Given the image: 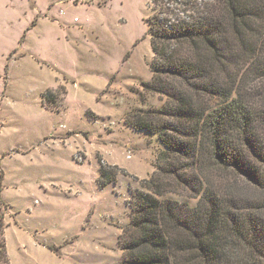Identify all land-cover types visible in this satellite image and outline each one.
Returning a JSON list of instances; mask_svg holds the SVG:
<instances>
[{"label": "rangeland", "instance_id": "rangeland-1", "mask_svg": "<svg viewBox=\"0 0 264 264\" xmlns=\"http://www.w3.org/2000/svg\"><path fill=\"white\" fill-rule=\"evenodd\" d=\"M150 3L0 0V196L11 264L123 262L131 193L145 190L163 150L156 134L124 122L162 105L143 86ZM101 163L121 170L104 185Z\"/></svg>", "mask_w": 264, "mask_h": 264}, {"label": "trees", "instance_id": "trees-1", "mask_svg": "<svg viewBox=\"0 0 264 264\" xmlns=\"http://www.w3.org/2000/svg\"><path fill=\"white\" fill-rule=\"evenodd\" d=\"M150 9L143 86L162 105L124 122L156 134L163 150L145 190L131 193L121 264H264V0H151ZM118 171L101 163L103 185ZM2 181L0 168V195ZM6 209L0 196V264H11Z\"/></svg>", "mask_w": 264, "mask_h": 264}]
</instances>
